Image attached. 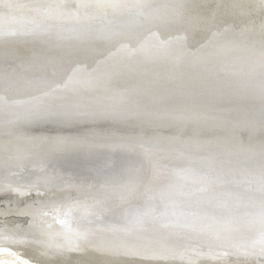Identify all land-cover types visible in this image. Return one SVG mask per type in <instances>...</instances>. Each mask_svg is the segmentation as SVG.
Wrapping results in <instances>:
<instances>
[{
	"label": "bare ground",
	"instance_id": "6f19581e",
	"mask_svg": "<svg viewBox=\"0 0 264 264\" xmlns=\"http://www.w3.org/2000/svg\"><path fill=\"white\" fill-rule=\"evenodd\" d=\"M93 120L0 142V264H264V0H0V131Z\"/></svg>",
	"mask_w": 264,
	"mask_h": 264
},
{
	"label": "water",
	"instance_id": "95a60500",
	"mask_svg": "<svg viewBox=\"0 0 264 264\" xmlns=\"http://www.w3.org/2000/svg\"><path fill=\"white\" fill-rule=\"evenodd\" d=\"M41 125V124H38ZM120 125L108 120H93L90 122H69V123H53L50 126L17 128L12 130L0 131V142H7L10 138H15L17 135H26L32 138H51L54 140H64V138H71L65 141H73L82 137H114L118 132L116 129ZM10 129V128H9ZM15 130L16 134L8 133ZM147 133H154V131H146ZM5 135V136H4Z\"/></svg>",
	"mask_w": 264,
	"mask_h": 264
},
{
	"label": "rangeland",
	"instance_id": "374dc122",
	"mask_svg": "<svg viewBox=\"0 0 264 264\" xmlns=\"http://www.w3.org/2000/svg\"><path fill=\"white\" fill-rule=\"evenodd\" d=\"M9 256H11V258H9ZM12 256H14V255L13 254L0 255V261L4 260V259L5 260H11V261L17 260L15 256L14 257H12Z\"/></svg>",
	"mask_w": 264,
	"mask_h": 264
}]
</instances>
